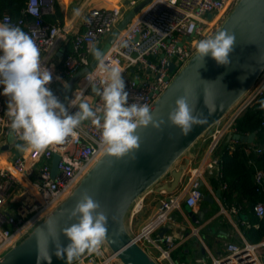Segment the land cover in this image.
I'll list each match as a JSON object with an SVG mask.
<instances>
[{"label": "built area", "instance_id": "2783aa9c", "mask_svg": "<svg viewBox=\"0 0 264 264\" xmlns=\"http://www.w3.org/2000/svg\"><path fill=\"white\" fill-rule=\"evenodd\" d=\"M237 1L152 0L140 10L120 32L105 56L106 64L117 66L123 71L125 90L129 94L128 103L135 102L150 108L177 71L196 52L198 41L215 33L220 26L219 21L222 23ZM54 5L55 0H26L19 18L11 19L5 13L0 17V22L7 21L19 26L34 39L40 52L49 53L69 32L66 26L43 19L53 12ZM27 15L29 19H26ZM120 18L119 7L93 8L89 11L84 29L73 33L68 39L72 50L65 54L56 72L52 74L53 80L49 85L52 91L57 76L71 78L89 65L92 61L90 48L102 37L109 35ZM46 60L47 57L40 59L44 67ZM169 61L173 62L172 70L168 67ZM89 75L92 76L91 82L88 80ZM100 79L97 63L74 83L71 99L83 93V99L93 107L102 105L100 97L90 92L93 84L101 87ZM263 91L264 71L241 99L205 131L209 154L216 150L226 135L241 133L236 127L237 118ZM69 111L73 113L76 109ZM10 124L7 105L0 98V258L72 192L103 154L99 150L100 132L90 122L83 123L77 129L74 139L70 138L63 145L49 147L44 152L26 150L23 142L12 133ZM9 133L14 136L11 142L7 140ZM231 140L235 143L239 141ZM7 143L12 150L11 154L2 148ZM252 146L250 144L247 151L252 149L255 153L261 152L260 147ZM54 154L58 155V159L53 173L51 168ZM214 162L215 159L209 160L207 166L213 167ZM200 177L199 171H195L190 178L184 198L188 207L195 206L202 197ZM254 182L257 189L264 186L263 169L255 170ZM179 200L177 196L162 199L153 218L133 235L144 248L147 242L158 247L161 239L166 242V247L160 253L163 258H168L174 247L172 237L165 235L153 239L150 234L163 226L169 212L179 206ZM141 208L142 197L139 196L132 202L128 212L134 216ZM253 211L260 218L263 217L264 203H255ZM73 264H120V260L116 252L101 244L97 253H87ZM212 264H264V239L256 243L246 240L227 243L224 253L213 258Z\"/></svg>", "mask_w": 264, "mask_h": 264}, {"label": "water", "instance_id": "95a60500", "mask_svg": "<svg viewBox=\"0 0 264 264\" xmlns=\"http://www.w3.org/2000/svg\"><path fill=\"white\" fill-rule=\"evenodd\" d=\"M151 1H140L114 27L99 49L104 59L120 32ZM222 30L236 37L234 50L229 57L231 63L218 66L209 56L205 58L202 66L196 59L195 52L150 107L154 118L164 121L161 130L154 129L151 125L137 130L140 149L136 153V160L125 157L117 161L102 154L72 192L14 247L3 254L0 264H37L38 247L41 255L48 247L52 257L51 264H66V258L61 260L54 255L55 241L47 236L46 226L52 222L59 235L58 242L67 246L69 241L61 230L76 220L69 219L64 210L71 209L84 193L99 202L100 210L108 216V231L102 244L117 253L120 264H159L127 230L125 217L132 202L159 181L175 160L235 105L264 71V0H238L214 34ZM97 63L93 58L89 65L77 71L68 81L67 92H70L80 75ZM168 67L173 69L172 61L168 62ZM185 86L191 90L190 104L195 106L196 114L203 113L206 122L195 126L187 136H182L178 128L169 126L168 114L175 107L176 99L184 94ZM90 92L94 94L92 89ZM205 101L208 107L205 106ZM254 137V132L227 135L228 139L247 143L253 142ZM7 140H14L12 133L8 134ZM2 148L8 149L9 144ZM57 159L58 155L54 154L51 168L53 173L56 171ZM180 175L179 172L174 173V187ZM167 230L166 226H161L159 237L163 238ZM86 254L87 252L80 258ZM41 264L47 262L42 261Z\"/></svg>", "mask_w": 264, "mask_h": 264}, {"label": "clouds", "instance_id": "9594fccd", "mask_svg": "<svg viewBox=\"0 0 264 264\" xmlns=\"http://www.w3.org/2000/svg\"><path fill=\"white\" fill-rule=\"evenodd\" d=\"M236 37L227 31L201 39L196 45V59L203 66L206 57H211L218 66L231 63L229 57L235 47ZM90 52L98 62L101 87L92 85V92L99 96L102 105L93 107L83 99V93L74 95L67 104L62 102L50 89L52 72L42 66L40 49L34 39L19 26L7 21L0 23V86L7 100V115L10 128L24 144L26 150L44 152L49 147L65 144L77 136L85 121L100 132L99 150L119 161L125 157L135 161L140 149V137L136 132L151 125L161 130L163 120H157L147 105L128 103L129 94L125 90L122 69L105 63L101 51L93 45ZM61 80L59 76L56 77ZM89 82L92 76H88ZM65 90L69 88L62 81ZM191 90L184 87V94L175 101V107L168 114L169 126L187 136L195 126L206 122L203 113L196 114L190 104ZM67 100L68 98L65 97ZM205 106L208 107L205 101ZM264 110V101L260 102ZM76 111L70 113L69 109ZM99 202L87 193L81 195L71 209L64 210L69 219L76 222L61 231L68 239L67 246L59 243L56 226L49 222L47 236L55 241L54 255L66 264H73L86 252L97 253L108 231V216ZM49 240L47 239V245ZM48 247L43 255L38 247L37 264L46 261L51 264Z\"/></svg>", "mask_w": 264, "mask_h": 264}, {"label": "crops", "instance_id": "0c3cea01", "mask_svg": "<svg viewBox=\"0 0 264 264\" xmlns=\"http://www.w3.org/2000/svg\"><path fill=\"white\" fill-rule=\"evenodd\" d=\"M140 1L143 0H55L54 10L48 18L52 20V23L66 26L69 32L59 40L49 53L40 52V59L47 57L46 67L54 74L60 61L67 53L65 46L69 37L84 29L85 20L91 9L119 7L121 20ZM107 37L108 35L102 37L95 47L100 49ZM93 58L92 56L91 60ZM69 79L70 77L61 78L53 86L54 93L65 104L72 97L74 84L68 93L64 89L62 81L68 83ZM2 92L3 87L1 86L0 93ZM65 97L68 99L66 100ZM0 98L7 105L8 98L3 95H0ZM205 134L206 132L198 137L175 160L169 171L141 195V210L134 216L128 212L125 217L126 228L134 235L153 218L162 199L168 196H177L180 199L179 206L169 212L167 221L162 224L168 228L164 236L170 235L174 243L169 257L160 256L161 249L166 247V242L162 239L157 244L159 247L151 242L144 245L154 258H159L157 260L159 264H212L213 258L224 253L227 243H241L246 240V229L250 226L256 228L259 225L257 219L260 217L256 214H254L256 220L253 223L249 221L248 202L246 199L240 198L237 192H234L228 200L223 198L222 191L225 185L220 180L219 155L216 154V150L213 153H208V141ZM224 138L229 141L230 147L234 146L235 142L228 139L227 135ZM7 153H12L10 147L7 149ZM211 159H215V162L213 167L209 168L207 162ZM195 171H199L201 175L202 197L195 206L188 207L184 198L190 178ZM175 172H179L181 175L174 187ZM160 227L150 234L151 238L159 237Z\"/></svg>", "mask_w": 264, "mask_h": 264}, {"label": "trees", "instance_id": "16d2710c", "mask_svg": "<svg viewBox=\"0 0 264 264\" xmlns=\"http://www.w3.org/2000/svg\"><path fill=\"white\" fill-rule=\"evenodd\" d=\"M25 5L26 0H0V17L6 13L11 19H17L22 15L21 11ZM48 16L49 14L45 15L43 19L52 22ZM29 18L30 16L27 15L26 19ZM71 50L72 46L68 41L65 52L69 53ZM261 101H264V91L236 120V127L239 132L242 134L255 133L252 144L255 147H260L261 152L247 151L250 144L244 141H237L233 148H230L226 138L220 142L215 151L219 155L220 180L225 184L222 196L228 200L234 192H237L240 198L246 199L251 223L256 220L253 205L258 201L264 203V187L257 189L254 182L255 169L261 168L264 171V110L260 107ZM249 159L253 161L249 162ZM257 220L259 222L258 227L250 226L245 231L246 240L252 243L264 238V216Z\"/></svg>", "mask_w": 264, "mask_h": 264}, {"label": "rangeland", "instance_id": "374dc122", "mask_svg": "<svg viewBox=\"0 0 264 264\" xmlns=\"http://www.w3.org/2000/svg\"><path fill=\"white\" fill-rule=\"evenodd\" d=\"M221 24V21H219L218 25ZM206 135V134H205Z\"/></svg>", "mask_w": 264, "mask_h": 264}]
</instances>
